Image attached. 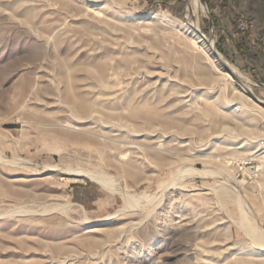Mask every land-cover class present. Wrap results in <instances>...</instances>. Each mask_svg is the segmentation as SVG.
I'll list each match as a JSON object with an SVG mask.
<instances>
[{
  "label": "rangeland",
  "instance_id": "1",
  "mask_svg": "<svg viewBox=\"0 0 264 264\" xmlns=\"http://www.w3.org/2000/svg\"><path fill=\"white\" fill-rule=\"evenodd\" d=\"M210 12L0 0V264H264V106L199 37L264 74Z\"/></svg>",
  "mask_w": 264,
  "mask_h": 264
},
{
  "label": "crops",
  "instance_id": "2",
  "mask_svg": "<svg viewBox=\"0 0 264 264\" xmlns=\"http://www.w3.org/2000/svg\"><path fill=\"white\" fill-rule=\"evenodd\" d=\"M215 3L219 5L215 10L219 16L232 18L231 27L234 26V22L237 23L240 16L246 17L254 24V35L245 42L240 34L229 37L227 41L232 44L230 55H234L241 67L256 66L264 74V0H215ZM190 8L191 4L189 10ZM234 41L236 46H233Z\"/></svg>",
  "mask_w": 264,
  "mask_h": 264
},
{
  "label": "trees",
  "instance_id": "3",
  "mask_svg": "<svg viewBox=\"0 0 264 264\" xmlns=\"http://www.w3.org/2000/svg\"><path fill=\"white\" fill-rule=\"evenodd\" d=\"M206 1L212 10L211 16H212V20L214 23V27L219 33L226 32L228 33V36L230 38L233 37L234 34L235 35L240 34L241 39L244 42L250 38V36H247L245 33L244 34L241 33L240 28L237 26L236 22H234V26L231 27L230 23L232 22V18H230L229 16H219L216 13L215 10L219 7V5L218 6L216 5L215 0H206ZM219 49L221 50L223 54H225V49L223 48L222 44L219 45ZM231 59L233 60L234 63H237L238 65H240L239 62L236 61L237 59L234 56H231Z\"/></svg>",
  "mask_w": 264,
  "mask_h": 264
},
{
  "label": "bare ground",
  "instance_id": "4",
  "mask_svg": "<svg viewBox=\"0 0 264 264\" xmlns=\"http://www.w3.org/2000/svg\"><path fill=\"white\" fill-rule=\"evenodd\" d=\"M194 32H196L195 30H193ZM198 35V34H197ZM196 35V36H197ZM198 37V36H197ZM200 38V40L198 41V42H202L203 43V46H206L207 48H208V53H209V55L210 56H213V58L215 59V61L219 64V66H220V68L221 69H223L222 70V72H223V74L225 75V76H228V75H230L229 74V72H227L226 70H225V68L222 66V64H221V58L223 59V57L221 56V57H219L216 53H215V46H214V40H207V43H206V41H204L203 39H202V37L200 36L199 37ZM224 60V59H223ZM224 62H225V60H224ZM226 63V62H225ZM227 64V63H226ZM227 66H229L228 64H227ZM234 72V71H233ZM243 89H245V87L243 86V85H240ZM247 86V85H246ZM249 87L247 86V92L249 93V89H248ZM249 95L251 96V94L249 93ZM251 98L255 101V102H257L252 96H251ZM257 103H259V102H257ZM260 104V103H259ZM260 105H262V104H260ZM263 106V105H262ZM91 177L92 178H94V179H96V180H98V181H100V182H106L105 181V178H104V176H102V175H99V174H93V175H91ZM251 213V212H250ZM249 232L254 236V237H256V238H258V239H263L264 240V233L260 230V232L256 229V227H255V225H253V223H251L250 224V226H249Z\"/></svg>",
  "mask_w": 264,
  "mask_h": 264
},
{
  "label": "water",
  "instance_id": "5",
  "mask_svg": "<svg viewBox=\"0 0 264 264\" xmlns=\"http://www.w3.org/2000/svg\"><path fill=\"white\" fill-rule=\"evenodd\" d=\"M203 2H204V4L207 6V2L205 1V0H203ZM209 16H210V22H211V26L212 27H214V23H213V20H212V18H211V13H209ZM203 36H204V34H203ZM205 37V36H204ZM215 53L219 56V57H221V54L215 49ZM221 64H222V66L225 68V70L227 71V72H229V74L230 75H232L233 76V78H235L237 81H239L240 82V84L241 85H243L244 87H245V90H247V86H246V84L245 83H243L235 74H234V72H233V70L229 67V66H227V64L224 62V60L221 58ZM249 90V93L251 94V96L257 101V102H259L260 104H262L263 106H264V101H262L261 99H259L252 91H251V89L250 88H248Z\"/></svg>",
  "mask_w": 264,
  "mask_h": 264
},
{
  "label": "built area",
  "instance_id": "6",
  "mask_svg": "<svg viewBox=\"0 0 264 264\" xmlns=\"http://www.w3.org/2000/svg\"><path fill=\"white\" fill-rule=\"evenodd\" d=\"M239 22H240V28L241 30H254L255 26L252 22H250L248 19H245L244 16L239 17ZM239 109V108H238Z\"/></svg>",
  "mask_w": 264,
  "mask_h": 264
}]
</instances>
